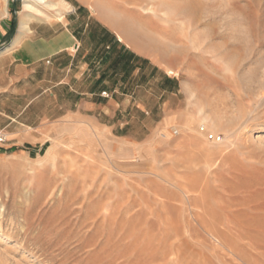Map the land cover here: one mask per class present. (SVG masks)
Returning <instances> with one entry per match:
<instances>
[{
  "label": "rangeland",
  "instance_id": "1",
  "mask_svg": "<svg viewBox=\"0 0 264 264\" xmlns=\"http://www.w3.org/2000/svg\"><path fill=\"white\" fill-rule=\"evenodd\" d=\"M51 1L71 8L29 29L90 13L182 92L5 141L0 264H264V0ZM22 13L0 0V48Z\"/></svg>",
  "mask_w": 264,
  "mask_h": 264
},
{
  "label": "crops",
  "instance_id": "2",
  "mask_svg": "<svg viewBox=\"0 0 264 264\" xmlns=\"http://www.w3.org/2000/svg\"><path fill=\"white\" fill-rule=\"evenodd\" d=\"M14 38L0 48V129L16 145H32L67 118L166 117L182 92L176 76L90 13L30 29L6 51Z\"/></svg>",
  "mask_w": 264,
  "mask_h": 264
},
{
  "label": "bare ground",
  "instance_id": "3",
  "mask_svg": "<svg viewBox=\"0 0 264 264\" xmlns=\"http://www.w3.org/2000/svg\"><path fill=\"white\" fill-rule=\"evenodd\" d=\"M70 8V5L64 1L55 3L51 0H23V13L19 22V32L7 51L16 48L25 38V34L30 33L28 23L32 19L47 20L49 18L44 10L52 11L55 16H62Z\"/></svg>",
  "mask_w": 264,
  "mask_h": 264
},
{
  "label": "built area",
  "instance_id": "4",
  "mask_svg": "<svg viewBox=\"0 0 264 264\" xmlns=\"http://www.w3.org/2000/svg\"><path fill=\"white\" fill-rule=\"evenodd\" d=\"M6 141V135L0 131V147L5 143Z\"/></svg>",
  "mask_w": 264,
  "mask_h": 264
}]
</instances>
